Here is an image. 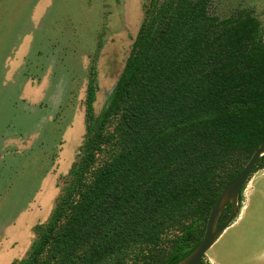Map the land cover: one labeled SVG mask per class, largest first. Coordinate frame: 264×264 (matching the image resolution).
Listing matches in <instances>:
<instances>
[{"label":"trees","instance_id":"trees-1","mask_svg":"<svg viewBox=\"0 0 264 264\" xmlns=\"http://www.w3.org/2000/svg\"><path fill=\"white\" fill-rule=\"evenodd\" d=\"M210 3L161 0L144 12L72 182L22 264H176L199 244L219 193L264 141L258 22L245 10L218 19ZM91 102L88 90L89 119Z\"/></svg>","mask_w":264,"mask_h":264},{"label":"rangeland","instance_id":"rangeland-1","mask_svg":"<svg viewBox=\"0 0 264 264\" xmlns=\"http://www.w3.org/2000/svg\"><path fill=\"white\" fill-rule=\"evenodd\" d=\"M159 1L0 0V264L26 259L72 182L144 12ZM242 10L258 22L264 45V0H211L209 7L218 19ZM103 158L99 152L96 165ZM263 165L247 177L236 218L203 261L213 251L217 264H264Z\"/></svg>","mask_w":264,"mask_h":264},{"label":"water","instance_id":"water-1","mask_svg":"<svg viewBox=\"0 0 264 264\" xmlns=\"http://www.w3.org/2000/svg\"><path fill=\"white\" fill-rule=\"evenodd\" d=\"M263 155L264 141L255 148L238 174L219 193L207 214L199 244L188 256L176 264H199L216 239L231 225L237 215V198L239 192L247 177L251 174L256 162ZM226 205L230 207L229 214L225 220L216 227L217 219Z\"/></svg>","mask_w":264,"mask_h":264},{"label":"crops","instance_id":"crops-1","mask_svg":"<svg viewBox=\"0 0 264 264\" xmlns=\"http://www.w3.org/2000/svg\"><path fill=\"white\" fill-rule=\"evenodd\" d=\"M232 236H233V234H232ZM237 236H233V238L235 239ZM220 242H218V244H219ZM208 262L210 263V264H217V262H216V258H215V254H214V252L212 251L211 253H210V255H209V258H208Z\"/></svg>","mask_w":264,"mask_h":264}]
</instances>
